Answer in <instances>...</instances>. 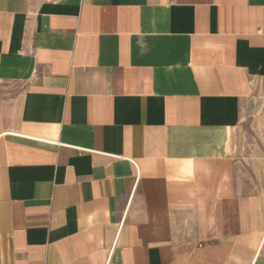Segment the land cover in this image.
Here are the masks:
<instances>
[{
  "label": "crops",
  "instance_id": "0c3cea01",
  "mask_svg": "<svg viewBox=\"0 0 264 264\" xmlns=\"http://www.w3.org/2000/svg\"><path fill=\"white\" fill-rule=\"evenodd\" d=\"M264 0H0V264H264Z\"/></svg>",
  "mask_w": 264,
  "mask_h": 264
},
{
  "label": "rangeland",
  "instance_id": "374dc122",
  "mask_svg": "<svg viewBox=\"0 0 264 264\" xmlns=\"http://www.w3.org/2000/svg\"><path fill=\"white\" fill-rule=\"evenodd\" d=\"M258 119L250 116L247 121V159L264 158V123Z\"/></svg>",
  "mask_w": 264,
  "mask_h": 264
}]
</instances>
